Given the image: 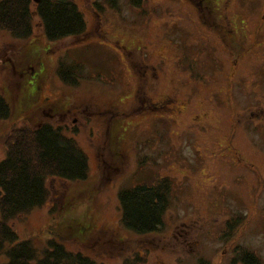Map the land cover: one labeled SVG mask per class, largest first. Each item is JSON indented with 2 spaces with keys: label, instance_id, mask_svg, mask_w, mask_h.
<instances>
[{
  "label": "rangeland",
  "instance_id": "1",
  "mask_svg": "<svg viewBox=\"0 0 264 264\" xmlns=\"http://www.w3.org/2000/svg\"><path fill=\"white\" fill-rule=\"evenodd\" d=\"M73 1L81 37L49 42L36 16L30 40L0 31V162L14 126L51 122L90 170L11 227L98 264H244L240 247L264 264V0ZM165 179L160 231H124L120 190Z\"/></svg>",
  "mask_w": 264,
  "mask_h": 264
},
{
  "label": "trees",
  "instance_id": "2",
  "mask_svg": "<svg viewBox=\"0 0 264 264\" xmlns=\"http://www.w3.org/2000/svg\"><path fill=\"white\" fill-rule=\"evenodd\" d=\"M35 16L40 19L49 42L78 38L87 32L84 15L73 0H0V31L14 38L30 40L34 36ZM69 70L60 65L59 75L64 81L72 80ZM13 112L0 92V125L12 120ZM65 131L67 127L51 122L35 126L29 122L14 126L6 136V157L0 162V264H98L89 256L68 251L57 243H51V248L41 255L31 241H22L9 223L47 204L51 199L49 180L88 179V156ZM170 185L165 179L156 186L120 190L122 229L136 235L159 232L169 210ZM237 218L243 220L242 216ZM240 250L244 251L240 262L263 264L253 251L242 247ZM124 264L131 262L127 260Z\"/></svg>",
  "mask_w": 264,
  "mask_h": 264
},
{
  "label": "flooded vegetation",
  "instance_id": "3",
  "mask_svg": "<svg viewBox=\"0 0 264 264\" xmlns=\"http://www.w3.org/2000/svg\"><path fill=\"white\" fill-rule=\"evenodd\" d=\"M196 8V7H195ZM263 12H264V8H263ZM262 16H263V13H262ZM264 19L263 18H261V24H260V29H261V31L263 32V30H264Z\"/></svg>",
  "mask_w": 264,
  "mask_h": 264
}]
</instances>
